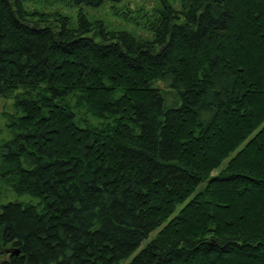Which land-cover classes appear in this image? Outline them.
<instances>
[{
  "label": "trees",
  "instance_id": "16d2710c",
  "mask_svg": "<svg viewBox=\"0 0 264 264\" xmlns=\"http://www.w3.org/2000/svg\"><path fill=\"white\" fill-rule=\"evenodd\" d=\"M155 1L0 0V264H264V0Z\"/></svg>",
  "mask_w": 264,
  "mask_h": 264
},
{
  "label": "rangeland",
  "instance_id": "374dc122",
  "mask_svg": "<svg viewBox=\"0 0 264 264\" xmlns=\"http://www.w3.org/2000/svg\"><path fill=\"white\" fill-rule=\"evenodd\" d=\"M179 8L178 0H171ZM27 10L38 18H48L56 14L67 16L73 23L83 14L94 25H103L111 32L125 31L139 40L148 41L153 37L148 20L160 8L155 0H124L122 3L106 2L99 8L73 6L57 0H28ZM13 99L0 97V145L7 140L9 134L6 128L4 113L13 112ZM215 171L213 175L217 174ZM17 199L16 196L12 197ZM24 201L23 199H19ZM155 233L152 234V237ZM146 243H144L145 246Z\"/></svg>",
  "mask_w": 264,
  "mask_h": 264
},
{
  "label": "water",
  "instance_id": "95a60500",
  "mask_svg": "<svg viewBox=\"0 0 264 264\" xmlns=\"http://www.w3.org/2000/svg\"><path fill=\"white\" fill-rule=\"evenodd\" d=\"M37 26H38V25H36V27H37ZM16 254H19V251H17Z\"/></svg>",
  "mask_w": 264,
  "mask_h": 264
}]
</instances>
